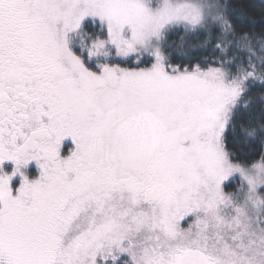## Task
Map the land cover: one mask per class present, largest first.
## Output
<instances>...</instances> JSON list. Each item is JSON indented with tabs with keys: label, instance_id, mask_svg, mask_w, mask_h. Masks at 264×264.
I'll list each match as a JSON object with an SVG mask.
<instances>
[{
	"label": "snow or ice",
	"instance_id": "1",
	"mask_svg": "<svg viewBox=\"0 0 264 264\" xmlns=\"http://www.w3.org/2000/svg\"><path fill=\"white\" fill-rule=\"evenodd\" d=\"M0 264H264V0H0Z\"/></svg>",
	"mask_w": 264,
	"mask_h": 264
},
{
	"label": "trees",
	"instance_id": "2",
	"mask_svg": "<svg viewBox=\"0 0 264 264\" xmlns=\"http://www.w3.org/2000/svg\"><path fill=\"white\" fill-rule=\"evenodd\" d=\"M237 3H251V4H254L256 6V8H257V11H259L260 0H237ZM255 18L258 20L259 16L257 15ZM183 35H184V33L181 32V33H178L176 35L171 36V41H173L177 45V50L174 51V53H173V56H174V59L176 60V62H180V59H181L179 48L181 46L180 37L183 36ZM257 91H258V89L254 90V95L256 94Z\"/></svg>",
	"mask_w": 264,
	"mask_h": 264
},
{
	"label": "rangeland",
	"instance_id": "3",
	"mask_svg": "<svg viewBox=\"0 0 264 264\" xmlns=\"http://www.w3.org/2000/svg\"><path fill=\"white\" fill-rule=\"evenodd\" d=\"M32 172L33 173H35V169L34 170H32ZM15 183H18V180L17 181H15ZM234 189H229V191H233Z\"/></svg>",
	"mask_w": 264,
	"mask_h": 264
},
{
	"label": "flooded vegetation",
	"instance_id": "4",
	"mask_svg": "<svg viewBox=\"0 0 264 264\" xmlns=\"http://www.w3.org/2000/svg\"><path fill=\"white\" fill-rule=\"evenodd\" d=\"M35 169V165H32L31 166V171Z\"/></svg>",
	"mask_w": 264,
	"mask_h": 264
}]
</instances>
